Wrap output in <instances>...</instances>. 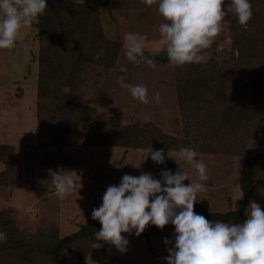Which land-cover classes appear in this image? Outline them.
<instances>
[{
	"label": "rangeland",
	"instance_id": "obj_1",
	"mask_svg": "<svg viewBox=\"0 0 264 264\" xmlns=\"http://www.w3.org/2000/svg\"><path fill=\"white\" fill-rule=\"evenodd\" d=\"M67 1L71 6L62 11L61 18L77 27L78 32L72 35L77 40L75 46H66L68 39L63 38L57 52L49 53L53 55L50 64L40 63L39 66L36 20L31 27L21 29L15 47L0 50V144L12 146L17 161L20 159L19 163H13L17 176L11 186L3 183L10 178L8 171L1 173L4 165L9 164L6 161L9 155L1 150L7 147H0V218L8 222H0V232L9 231V238L18 231L27 233L34 227L49 231L58 226L63 234H70L87 221L98 196L104 194L108 186L118 184L124 174L138 176L145 172L160 178L163 165L173 172L178 169V164L168 159L163 165L155 164L150 158L142 162L147 150L135 146L125 149L87 145L88 137L107 132L109 123L118 124L125 133L136 127L145 129L148 125L150 138L146 139L147 135L138 131L143 138L130 139L132 145L137 141L148 143L163 131L180 138L193 135L198 148L204 143L207 133L203 132L214 116L232 112L231 115L240 121L237 114L246 115L245 105L250 101L255 104L253 100L242 98L239 92L256 91L259 98H264V85L251 89L254 87L253 74L257 75L260 69L264 72V56L258 57L259 51L264 52V0H251L253 15L246 25H240L232 13L226 14V26L204 51V62L177 67L169 60L161 61L152 55L156 63L154 68L148 67L144 60L137 64L127 61L123 37L126 33H138L146 56L152 52L166 53L158 31L164 19L158 14L155 3L149 7L142 0ZM229 3L230 0H225L226 11ZM45 16L46 13L39 18ZM113 39L120 41L119 50ZM100 49L104 50L103 54L100 59H94ZM45 67L50 70L49 79L46 78L47 83L40 82L36 93L38 73L41 74V68ZM52 69L55 70L53 75ZM75 71V78L66 79V75ZM120 77L127 83L146 86L150 102L143 104L134 100L118 84ZM188 85L192 87L189 89ZM202 88L207 92L214 88L218 93L225 89L227 96L217 95L214 102L209 96L205 100L199 96ZM157 92L160 103L152 99ZM194 98L196 111L188 109L187 112L190 111L196 120L186 118V121L179 105L185 107V102ZM205 117L208 119L203 120ZM252 120L253 130L246 128L248 124L242 126L251 121L248 120L229 124L226 135L237 143L255 134L248 152L250 155L264 154V114ZM109 136H105V143L111 142ZM92 141L97 143L98 139ZM198 159L207 164L209 179L204 182L206 186L197 200H210L213 211L221 209V201L227 200L232 206L237 200L229 184L235 183L232 177L238 175L235 162L227 163V159L217 156L211 164L200 154ZM179 163L182 168L186 167L184 170L190 180L197 181L196 172L183 162ZM58 168L75 170L80 176L76 190L64 200H59L54 192H47L46 187L48 170ZM258 169L254 195L264 210V161ZM173 233L174 226L169 224L162 230L149 225L145 235L138 237L122 234L129 240L127 251L121 253L110 244L103 258L99 245L71 242L66 246L68 264H166L164 257L172 245H166L164 240L174 241Z\"/></svg>",
	"mask_w": 264,
	"mask_h": 264
},
{
	"label": "clouds",
	"instance_id": "obj_2",
	"mask_svg": "<svg viewBox=\"0 0 264 264\" xmlns=\"http://www.w3.org/2000/svg\"><path fill=\"white\" fill-rule=\"evenodd\" d=\"M142 2L149 7L157 5L158 14L164 19L158 28L161 43L169 63L177 67L204 62L203 53L226 26L228 12L240 25H246L253 15L251 0H230L227 11L225 0ZM46 8L47 0H0V50L15 47L21 29L31 27ZM123 40L127 61L137 64L144 60L148 67L156 66L152 57L156 52L145 55L138 33H126ZM103 52L100 49L94 59H100ZM117 82L134 100L150 102L146 86L127 83L123 77ZM152 99L160 103L159 92ZM149 158L157 165L165 164L166 158L174 160L178 169L173 172L164 168L160 178L145 172L138 176L124 174L118 184L108 186L101 205L91 213V218L101 225L94 233L97 241L110 243L124 253L129 240L122 234L138 237L149 225L162 230L171 224L174 241L164 240L166 245H172L164 257L166 264H264V210L259 203L249 201L242 222L209 221L194 211L197 196L209 179L207 164L198 159L197 151L185 146L178 150L168 148L165 153L164 149L151 147L142 162ZM179 162L196 172L197 181L190 180ZM186 180L190 183L185 184ZM47 181V192H54L59 200H64L76 190L80 176L75 170L49 169ZM4 240L6 235L0 232V242Z\"/></svg>",
	"mask_w": 264,
	"mask_h": 264
},
{
	"label": "trees",
	"instance_id": "obj_3",
	"mask_svg": "<svg viewBox=\"0 0 264 264\" xmlns=\"http://www.w3.org/2000/svg\"><path fill=\"white\" fill-rule=\"evenodd\" d=\"M64 3H66L65 6ZM69 3L70 2L67 0H47V8L45 12L46 16L37 19L39 27V29H37V37L39 39V66L40 63H47V65L50 64L52 56L57 52V47H59L63 38L68 39L66 46H75L77 44V40L72 37V35H74L73 33L78 32L77 27H73L74 24L71 21L69 22L68 19L63 20V18H61L62 11L64 9H68L71 6ZM70 38L72 39L70 40ZM113 41L117 42L119 50V48L121 47L120 41L116 39H113ZM109 44L110 43H108V45ZM252 49L253 47H250L249 50L252 51ZM118 50L116 52H118ZM50 52H52L53 55L51 54L49 56ZM258 54H261L258 57L264 56V52L259 51ZM49 71V68L45 67L41 68V74L38 73V81H36V93L37 86L40 84L41 81H43V83H47L46 78L49 79ZM54 71L55 70L52 69V75L54 74ZM55 76L57 75H54L53 77ZM75 76H77L76 71L72 72L70 75H66V79L75 78ZM252 82L254 87L251 89H257L259 86L264 85L263 69H260L257 75L253 74ZM219 84L223 85V83L221 82ZM210 85L212 86L214 84ZM44 87L45 89L47 88L45 85ZM191 87L192 85L187 86V88L189 89ZM202 91L203 93L199 96L203 97L205 100H207L206 97L209 96V98L213 102L214 100H217L215 98L217 95H221V97L224 96V98L225 96H227L225 89L221 90V93H218V91L214 88L209 89L208 92L202 88ZM253 92H255L256 95L253 94ZM204 93L206 94L205 96ZM239 94L242 98L245 97L247 99L253 100L255 104L250 101L247 103V105H245L247 108L246 115L239 116V114H237V118L240 121H237L236 118L231 115L233 114L232 112H229L228 114L223 112V114L221 113L219 115L214 116L209 122V125H207L208 129L203 132L204 134L207 133L206 137L203 139L204 143L198 148H196L197 145H194L196 144V139L193 137V135H188V137L185 138L181 137L183 138L181 139L180 137L175 136L172 133L163 131H161L156 137H152L153 140L148 143H140L139 141H137V144L133 143L135 145H132L131 143H129L130 139H132L131 141H134L133 139L137 140L138 137L143 138L141 135H147L145 137L146 139L150 138L148 137L149 126L147 125L145 129L136 127V129L131 131L130 133H125V131H123V129H121L118 124L113 122L109 123V129L107 130V132H101L98 135L88 137L86 143L87 145L93 147H123L125 149L126 147L133 148V146H135L136 149L149 150L152 147L154 150L164 149L165 153L167 152L168 148L170 150H178L181 147L187 146L195 149L197 153L201 155V157L203 156L207 158L208 161L211 162V164L214 162L213 160H216L217 156H220L223 160L227 159V163L234 161V167L238 168V175L236 177L234 175L232 179H234L233 182L236 183L239 189L240 197L236 198L237 200L233 203L232 206L227 200L224 202L221 201L220 204L223 205L221 206V209L219 211H213V209L210 207L209 202L207 204V201L205 199L202 201V198H200L194 204V211L198 214L205 216V218L209 221L239 223L242 222V220L244 219L245 210L250 200H255L257 203L262 205L259 198L253 193V186L255 183L258 182V168L260 166V162L264 161V154L262 152L255 153L253 155H250V153L248 152L249 150H251V141H253L255 134L249 135L244 141L240 139L239 141H242V144L238 141H236L237 143H235V140L232 137L226 135L225 130L229 127V124L241 122L245 123L248 120L251 121H249V123L242 124V126H246L248 124L246 128H248L250 131L253 130L254 127H252V119L264 114V98H259L258 93L256 91H249L247 89H244V91L239 92ZM43 96H46V94ZM37 97H39L38 94ZM194 101L195 98L185 102V107L179 105V108L181 109L180 113L183 115V119L186 120V118H188L189 120H196V117L191 115L190 111L187 112L188 109H192L194 112L196 111L194 109L196 106L193 105ZM202 119L206 120L208 119V117ZM204 125L206 126L205 122ZM138 131H142L140 133L141 135L138 133ZM107 135H110V143H105V136ZM91 138L92 140L98 139V142H93ZM203 146L207 147V149H203ZM0 147H7L8 149L1 148V150L5 155H9L8 158H6V161H8L9 164L6 163L4 165L5 168L1 173L8 171V175L10 178H6L5 180H3V183L12 184L15 174L13 163L17 161L16 152L14 148L10 145L0 144ZM168 161H171V163H173L174 160L168 159ZM216 166H218V164ZM164 168L167 167L163 165V169ZM228 176L229 175H227L226 177ZM228 193L231 197L232 192L230 191ZM102 196L103 193L98 196L99 200H97L96 203L93 205V208L90 211L87 221L81 224L74 232L70 234H63L58 226L54 227L55 229L53 228V230L48 229L49 231L39 227H34V229L27 231V233H21L18 231L17 234H12L11 238H9V231H4L3 233L6 235V240L0 242V264H68L66 246L69 243L75 241H82L84 243L86 242V244H91V246L99 245V252L103 258L105 256L106 249L108 248L110 243L104 241H97L95 239L94 233L96 231H99L101 225L97 220H93L91 218V213L93 209L98 208L101 205ZM0 222L2 224L8 223L5 220H1V218ZM14 227L17 228L16 225H14ZM142 234L145 235V231ZM144 238L146 237L144 236Z\"/></svg>",
	"mask_w": 264,
	"mask_h": 264
},
{
	"label": "crops",
	"instance_id": "obj_4",
	"mask_svg": "<svg viewBox=\"0 0 264 264\" xmlns=\"http://www.w3.org/2000/svg\"><path fill=\"white\" fill-rule=\"evenodd\" d=\"M19 161H20V159L17 161V163H19ZM17 166V165H16ZM1 167V166H0ZM17 176V172L15 173V175H14V177H16ZM15 179V178H14ZM16 182V181H15ZM223 184H226V183H223ZM229 184H232V188L231 189H233L234 190V192H236V197H235V199L236 198H239L240 197V194L238 193V191H239V189H238V187H237V185H236V183H229ZM257 185V183H255L254 184V186H253V193H254V190H255V186ZM231 191V190H230ZM52 195H54V193L52 194ZM207 202H209V204H211V201L210 200H207V199H205ZM233 201V200H232ZM110 246V245H109Z\"/></svg>",
	"mask_w": 264,
	"mask_h": 264
},
{
	"label": "water",
	"instance_id": "obj_5",
	"mask_svg": "<svg viewBox=\"0 0 264 264\" xmlns=\"http://www.w3.org/2000/svg\"><path fill=\"white\" fill-rule=\"evenodd\" d=\"M156 59L158 60H161V61H165V60H168V57H167V53H155V54H152Z\"/></svg>",
	"mask_w": 264,
	"mask_h": 264
}]
</instances>
